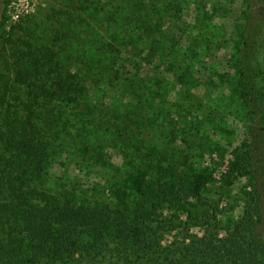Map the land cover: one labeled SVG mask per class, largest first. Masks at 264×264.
<instances>
[{"label":"rangeland","instance_id":"obj_1","mask_svg":"<svg viewBox=\"0 0 264 264\" xmlns=\"http://www.w3.org/2000/svg\"><path fill=\"white\" fill-rule=\"evenodd\" d=\"M143 19L159 30L147 32ZM262 19L264 0H9L0 27L10 40L8 79L19 66L36 71L27 50L47 47L56 70L46 75L39 65L32 84L55 91L63 78L72 87L50 105L35 104L33 123L49 147L35 185L93 206L111 202L120 188L133 204L141 193L151 197L155 181L189 178L188 161L207 181L206 195L220 198L225 213L241 214L246 178L228 191L219 189L216 172L221 155L254 137L264 140ZM35 94L16 85L5 106L25 119ZM190 207L171 202L161 211L186 219Z\"/></svg>","mask_w":264,"mask_h":264},{"label":"trees","instance_id":"obj_2","mask_svg":"<svg viewBox=\"0 0 264 264\" xmlns=\"http://www.w3.org/2000/svg\"><path fill=\"white\" fill-rule=\"evenodd\" d=\"M142 24L151 34L159 30L151 20ZM8 43L0 34V264H264V140L254 137L220 156L219 189L231 191L240 177L247 181L239 215L225 213L220 198L206 195L207 181L192 172L188 161L189 178L155 181L149 185L151 197L141 193L133 204L120 188L101 206L59 199L35 185L46 172L49 147L32 117L35 104L43 107L48 99L50 105L69 96L72 87L63 78L55 91L46 83L32 84L39 65L46 75L56 70L55 53L47 47L28 49L38 61L36 71L19 66L10 81ZM109 50L118 53L113 45ZM16 85L31 94L39 90L25 103V119L5 106V95ZM195 198L196 204L188 203ZM171 202L191 206L186 219L163 218L162 206ZM177 228L179 237L170 241L167 235Z\"/></svg>","mask_w":264,"mask_h":264},{"label":"flooded vegetation","instance_id":"obj_3","mask_svg":"<svg viewBox=\"0 0 264 264\" xmlns=\"http://www.w3.org/2000/svg\"><path fill=\"white\" fill-rule=\"evenodd\" d=\"M8 2L9 0H0V27L2 26L3 19L5 18Z\"/></svg>","mask_w":264,"mask_h":264}]
</instances>
